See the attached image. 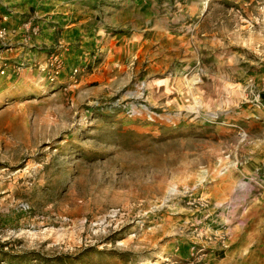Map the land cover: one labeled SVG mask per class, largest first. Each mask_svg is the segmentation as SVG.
Here are the masks:
<instances>
[{
  "label": "rangeland",
  "instance_id": "obj_1",
  "mask_svg": "<svg viewBox=\"0 0 264 264\" xmlns=\"http://www.w3.org/2000/svg\"><path fill=\"white\" fill-rule=\"evenodd\" d=\"M59 1L0 0V264H264V0Z\"/></svg>",
  "mask_w": 264,
  "mask_h": 264
},
{
  "label": "crops",
  "instance_id": "obj_2",
  "mask_svg": "<svg viewBox=\"0 0 264 264\" xmlns=\"http://www.w3.org/2000/svg\"><path fill=\"white\" fill-rule=\"evenodd\" d=\"M19 1L20 3H16L18 5V8H15L19 10H16V11L14 10L11 13L10 23H14V24L18 23L20 21L19 14L26 13L28 12V10L35 8L36 11L39 13V15L43 18L41 21L42 31H41L40 38L45 43L52 42L56 36H60L62 39L65 40V34H67L66 39L70 41L75 40L77 39L78 36H80L81 30L83 27L82 25L84 23H77V22L72 21V23L70 22L68 24H65V22L69 20L68 17L66 16L67 13L65 14V5H69V4L61 3V1L59 0L55 1V3H51V2L47 3L44 1L39 3L38 0H35L34 2H31V0H19ZM0 5H3V7H5L7 4L1 3ZM71 7L73 8L75 6L72 4ZM2 9L4 8L0 9V13L4 11ZM8 9L9 8H7V10ZM102 33L105 34L103 31ZM96 34L99 35L100 33H96ZM121 35L122 36L117 40V43H126L127 41H130L131 45H137L140 43L141 46H149V45L151 46V44L154 43L156 44V47L159 50L160 54L159 53L158 54L160 56H162V49L163 50L165 49L164 47H165L167 36L158 31L152 34L150 33H146V35L143 34V36L138 37V38L133 37L132 40L130 38H127L126 36H123V34ZM133 40H138V41L134 42ZM172 40L173 42H170L169 47L171 48L169 50H173L177 48V44H176L177 40H174V39ZM68 58L73 59L72 56H69Z\"/></svg>",
  "mask_w": 264,
  "mask_h": 264
},
{
  "label": "built area",
  "instance_id": "obj_3",
  "mask_svg": "<svg viewBox=\"0 0 264 264\" xmlns=\"http://www.w3.org/2000/svg\"><path fill=\"white\" fill-rule=\"evenodd\" d=\"M30 21L27 22L25 24L26 28H29L30 26ZM32 32L33 34L36 33L37 28L33 27L32 28ZM7 36V29L6 27H0V40L3 44H5V39ZM51 52L48 54V56L46 57V60L44 61L41 69L43 71H46L47 74V78L49 81L54 82L55 79L57 80V78L60 76V74L63 71V58H62V51L65 50V43L59 41L56 45H54L53 47H51ZM18 65L17 66H13L12 67V71L13 73L20 67L23 65L22 61H17L16 62ZM5 64L1 63L0 64V74H5ZM77 69H74L73 72L76 73Z\"/></svg>",
  "mask_w": 264,
  "mask_h": 264
},
{
  "label": "trees",
  "instance_id": "obj_4",
  "mask_svg": "<svg viewBox=\"0 0 264 264\" xmlns=\"http://www.w3.org/2000/svg\"><path fill=\"white\" fill-rule=\"evenodd\" d=\"M12 257L14 259H17V260L7 261L6 264H23V263L27 262V259H25V258L21 259L22 256L19 254L12 255Z\"/></svg>",
  "mask_w": 264,
  "mask_h": 264
},
{
  "label": "bare ground",
  "instance_id": "obj_5",
  "mask_svg": "<svg viewBox=\"0 0 264 264\" xmlns=\"http://www.w3.org/2000/svg\"><path fill=\"white\" fill-rule=\"evenodd\" d=\"M191 80H192V79H191ZM193 82H194V81H193ZM188 83H191V81L188 82ZM191 84H192V83H191ZM191 84H190V85H191ZM189 87H190V86H189ZM189 87H188V88H189ZM240 88H241V87H240ZM194 102H195V103H194ZM192 103H194V104L197 103V105H198V104H199V101H198L197 99L194 98V101H193ZM200 105H201V104H200ZM197 107H198V106H197ZM200 107H201V106H200Z\"/></svg>",
  "mask_w": 264,
  "mask_h": 264
}]
</instances>
